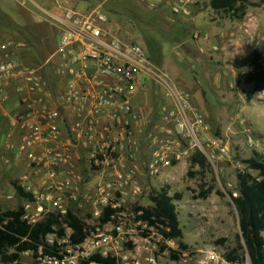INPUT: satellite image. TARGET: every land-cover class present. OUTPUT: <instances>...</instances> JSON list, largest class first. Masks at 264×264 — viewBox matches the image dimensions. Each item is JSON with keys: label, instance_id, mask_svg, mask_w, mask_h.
<instances>
[{"label": "built area", "instance_id": "obj_1", "mask_svg": "<svg viewBox=\"0 0 264 264\" xmlns=\"http://www.w3.org/2000/svg\"><path fill=\"white\" fill-rule=\"evenodd\" d=\"M173 9L177 12L178 4ZM44 13L58 32L55 59L49 61L57 81L53 89L36 70L14 58L15 43L0 44V81L17 96L10 122L11 142L16 140L13 159H23L24 172H30L16 184L32 197L25 199L23 218H29L32 205L43 219L47 213L71 212L72 203H77L79 208L88 207L102 225L86 233L79 244H70L68 237L57 240V256H44L39 262L80 264L99 255L116 258L118 264H158L155 254L171 240H163L140 218L138 205L126 203H135L150 187L172 195L160 171L179 159L176 146L196 148L210 162L227 158V148L210 140L216 154L201 146L197 138L205 130L201 113L186 94L170 87L138 43L112 34L100 7L85 13L72 8ZM152 82L164 89L166 97L159 107L163 133L159 125L154 128L160 135L152 134V117L133 105L134 97L147 92ZM246 144L264 155V137L248 135ZM83 174L97 179L87 191L80 181ZM147 180L154 185L147 186ZM135 237L142 242V255ZM203 254L206 264H248L247 256L241 263L215 250Z\"/></svg>", "mask_w": 264, "mask_h": 264}, {"label": "rangeland", "instance_id": "obj_2", "mask_svg": "<svg viewBox=\"0 0 264 264\" xmlns=\"http://www.w3.org/2000/svg\"><path fill=\"white\" fill-rule=\"evenodd\" d=\"M100 1L79 0L76 10L100 7L109 18L112 34L121 41L138 43L151 63L161 70L170 87L186 94L191 105L201 113L205 127L204 132L197 136L201 146L216 154L217 150L209 146L210 140L227 148V158L213 162L206 158L205 167H199L190 165V157L198 149L188 150L186 144L176 146L178 153L184 151L182 158L174 159L172 167L160 171L171 196L175 193L182 196L175 201L182 237L171 240L167 248L155 254L157 263L206 264L203 253L208 250H215L224 256L232 249L242 253L236 241L238 219L230 195H238L236 173L245 170L244 162L255 154L261 155L264 161L263 154L246 144L248 135L264 137V90L254 93L249 99L252 85L245 81L249 69L237 70L233 68L232 61L246 57L253 50L264 55V5H249L242 19H230L223 12L212 10L209 0L195 3L187 0H131L139 13L149 15L148 23H144L119 6L110 8L115 1L108 0L97 6ZM249 2L257 3L259 0ZM175 4H178L177 12L173 9ZM8 5L15 8L16 4L9 2ZM25 6L47 18L30 2L26 1ZM53 72L50 63L38 71L52 89L57 82ZM0 87L7 86L0 81ZM150 88L148 97L152 104L155 100L160 103L166 101L163 88L154 82ZM163 172H167L166 178ZM188 172L194 173V176H189ZM14 178L1 184L0 210L17 209L27 204L14 191L12 184L17 183ZM80 181L87 186V191L97 179L83 174ZM145 183L147 186L154 185L151 180ZM151 189L153 187L146 188L143 194L137 196L135 203L129 200L126 205L151 206L148 198ZM206 189H212L210 194L206 198L199 197V193ZM217 191L224 196H219ZM72 204L71 212L83 222L87 234L93 228H101L102 221L92 216L88 207L79 208L77 203ZM36 213L35 205L28 208L27 220L30 223L42 220ZM66 233L70 231L66 229ZM47 239L55 241L54 236ZM134 239L135 246L140 247V238ZM139 251L142 255L141 247ZM171 254L177 259H173ZM21 261L32 264V255L22 254ZM247 262L250 264L248 259Z\"/></svg>", "mask_w": 264, "mask_h": 264}, {"label": "trees", "instance_id": "obj_3", "mask_svg": "<svg viewBox=\"0 0 264 264\" xmlns=\"http://www.w3.org/2000/svg\"><path fill=\"white\" fill-rule=\"evenodd\" d=\"M110 1V0H109ZM127 13L138 17L144 23H148L146 14L137 11L135 4L131 0H112ZM209 7L218 12H223L230 19H242L246 13L247 6L264 5V0L257 3H250L249 0H209ZM109 9V8H108ZM150 26L152 24L149 23ZM154 26V25H153ZM156 27V26H155ZM148 57V56H147ZM149 59V57H148ZM233 68L240 70L248 68L249 72L245 81L252 85L249 92V99L254 93L264 90V55L253 50L244 58H236L232 61ZM153 103L157 109L159 102ZM206 157L201 152H194L190 157V165L205 167ZM245 170L236 173L238 195H230L232 205L237 213L239 234L236 236L237 244L242 250L238 253L232 249L224 256L229 261L243 263L247 256L250 264H264V161L262 156L255 154L244 162ZM251 172H255L254 176ZM193 177L194 173L188 172ZM17 195L22 199L32 200L30 194L13 184ZM212 189H206L199 193V197L206 198ZM219 196H224L220 191ZM180 193L169 196L165 189L160 191L151 190L149 201L151 206H138L136 210H141L140 218L155 227L163 236V240H174L182 237V229L178 220L175 201L181 199ZM112 211H108L110 213ZM24 208L0 210V264H26L21 261V255L30 253L33 258L32 264H38L44 256H57L56 252L60 245L57 240L68 237L70 244L81 243L85 236V225L72 212L67 211L64 215L47 213L41 221L29 223L24 219ZM106 217L103 218V221ZM66 229L70 233H66ZM53 235L55 241L50 244L47 237ZM131 247V245H128ZM166 246L161 247L163 250ZM41 252V254H40ZM173 259H177L171 254ZM40 258V259H39ZM118 264L116 258L90 256L85 262L80 264Z\"/></svg>", "mask_w": 264, "mask_h": 264}, {"label": "crops", "instance_id": "obj_4", "mask_svg": "<svg viewBox=\"0 0 264 264\" xmlns=\"http://www.w3.org/2000/svg\"><path fill=\"white\" fill-rule=\"evenodd\" d=\"M26 1L38 8L47 18L27 8L25 6ZM78 1L79 0H39L37 2L35 0H0V44L7 41L15 43L14 58L21 63L35 67L34 70L37 72L40 71L43 66L50 63L49 61L55 59L54 52L58 39V32L55 25L44 11L58 13L59 7L76 10ZM107 1L108 0H101L97 6ZM9 2H14L16 4L15 8L10 7V5H8ZM91 9V7H87L80 12L85 13ZM1 57L2 52L0 51V59ZM150 89L151 88L143 94L136 95L133 99V105L140 114L150 115L152 117V120H154L152 134H154L153 132H157L155 135H160L163 131L159 119L161 110L159 107L163 103L159 102L157 109H154L150 97H148L151 91ZM16 104L17 96L13 88L10 86L0 87V188L2 182L7 181L9 178L15 177L18 183V179L22 174L30 173L24 172L25 161L23 159H13L16 140L14 139L11 142L10 134L12 131L10 122L15 113ZM157 125L160 126H158L159 130H161L160 133L158 130L154 129ZM138 139H141V136H138ZM8 146H11V148ZM174 151L179 158H182L184 151L180 153L176 150ZM4 159H8V163L3 162ZM163 175L166 178L167 172H163ZM163 180L166 181L165 179ZM13 184H15V182H13Z\"/></svg>", "mask_w": 264, "mask_h": 264}]
</instances>
